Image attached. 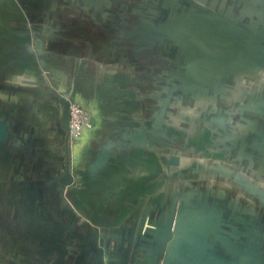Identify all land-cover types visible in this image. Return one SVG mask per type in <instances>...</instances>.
I'll use <instances>...</instances> for the list:
<instances>
[{
    "label": "rangeland",
    "instance_id": "374dc122",
    "mask_svg": "<svg viewBox=\"0 0 264 264\" xmlns=\"http://www.w3.org/2000/svg\"><path fill=\"white\" fill-rule=\"evenodd\" d=\"M89 2L92 21H107L102 10L109 16L103 48L55 47L50 30L28 32L23 65L15 53L19 70L0 81V116L15 118L12 133L20 139L0 149V264L7 262L6 220L33 233L40 212L46 215L44 206L70 200V186L59 182L68 169L75 178L72 186L99 185L100 179L113 184L119 170L169 169L165 185L170 184L178 211L187 200L188 225L202 224V233L212 236L208 248L227 244L220 237L232 236L226 248L239 253L247 218L251 223L245 229L251 227L244 233L262 250L264 65L250 64L216 31L235 33L251 55L263 59L264 0ZM14 33L9 36L23 35ZM41 95L59 118L43 130L36 121L39 111L31 114L34 122H25L14 106L24 97L23 105L34 99L37 107ZM57 97L70 102L69 130ZM28 136L31 140H25ZM43 136L54 140L35 139ZM103 149L109 160L93 174ZM59 156L62 164L66 158V168L58 167ZM225 189L233 194L221 198ZM188 225L187 236H194ZM35 263L27 257V264Z\"/></svg>",
    "mask_w": 264,
    "mask_h": 264
},
{
    "label": "crops",
    "instance_id": "0c3cea01",
    "mask_svg": "<svg viewBox=\"0 0 264 264\" xmlns=\"http://www.w3.org/2000/svg\"><path fill=\"white\" fill-rule=\"evenodd\" d=\"M90 7L89 0H0V81L11 80V72L17 70L14 67L19 65V59H16L15 53L21 59L19 66L23 65L21 56L30 41L28 32L50 30L55 35V47L103 48L105 34L110 30L106 24L107 21L110 23L106 18L109 16L102 10L101 16L107 21H92L94 11ZM10 31L14 34L22 32L23 35L19 37L17 34L16 38H12ZM62 40L67 44L63 45ZM96 40L97 45L93 44ZM16 94L12 93L13 97ZM25 100L23 97V104ZM39 100L41 103L37 107H34L37 103L34 99L29 100L27 105L14 106L19 118L25 117V122H34L31 114L39 111L42 117L35 120L42 124L37 126L43 130L56 125L55 121L58 122L59 118L50 112L52 106L46 105L50 99ZM58 108L55 106L56 111ZM26 114L31 117L23 116ZM3 119L11 129L17 125L11 116ZM49 120L50 123L46 122ZM35 139L54 140L48 136ZM10 140H20L17 132L12 133ZM25 140L31 138L28 136ZM132 157L141 160L140 153H133ZM57 161L59 168H66V158L65 164H62L63 157L59 156ZM170 172L164 168L136 172L119 170L114 172L113 184H102L100 179L99 185L70 186L66 190L70 200L53 201L51 205L44 206L46 215L40 212L33 233L27 230L23 233L22 224L17 226L8 218L5 264H27L29 256L34 257L35 264H219L218 260L223 264H264V248L258 249L255 237L244 233L251 227L249 224L245 229V224L251 223L247 218L242 227V250L239 253L226 248L233 244L232 236L229 243L219 242L215 248H208L206 242L212 236L202 233V224L195 228L188 225L186 199L181 211H178V202L175 203V197L172 199L171 196V186L168 183L165 185V177H169ZM103 173L102 170L98 177ZM54 187L58 189L60 186ZM232 192L225 189L221 198L229 197ZM19 203L11 209L19 208ZM187 225L194 229V236H187ZM172 227H176L175 230ZM96 231L99 234L97 242ZM160 232L168 247L157 256ZM188 238L191 240L187 241ZM174 240H178L179 246L170 248L169 244ZM187 248L200 251L204 261L195 263L187 260ZM101 249L106 253L105 259L100 256Z\"/></svg>",
    "mask_w": 264,
    "mask_h": 264
},
{
    "label": "water",
    "instance_id": "95a60500",
    "mask_svg": "<svg viewBox=\"0 0 264 264\" xmlns=\"http://www.w3.org/2000/svg\"><path fill=\"white\" fill-rule=\"evenodd\" d=\"M217 34L224 38L225 40L231 42L229 44H231L233 47H235V49L237 51H239L240 53H243L244 55H246V58L249 60L250 64H261L264 65V58L261 60L256 59L253 55H251L249 52L251 51L250 48L248 47L247 44H245L242 39H240V37L238 35H236L233 32H229L227 34H223L220 31H216ZM225 41V42H227ZM228 43V42H227ZM58 98V97H57ZM60 100V102L63 104L64 106V110H65V115H64V127L69 130V110H70V102L64 98H58ZM12 136V129L10 127V124L4 120L1 116H0V149L3 148L5 145H7V143L9 142V140L11 139ZM7 156H9V154H7ZM109 160V151L106 149L102 150V153L100 154V156L98 157V160L95 164V166L93 167V174H96L98 172L99 169H101ZM177 159L175 158L174 160H172V163H177ZM59 182L62 185L65 186H72L75 183V178L74 176L71 174L70 170L68 169L65 173V175L59 179ZM97 232V231H96ZM98 232L96 233V242L98 241ZM159 240H160V248H159V253L157 256H160L163 248H167V242H165V240H163V236L162 233L160 232L159 235ZM220 240H224L225 242H228L229 239L228 238H222L220 237ZM169 243V242H168ZM179 246V242L178 240H174L173 242H170L169 247L170 248H176ZM100 256L102 258H106V253L105 251H103L102 249L99 251ZM185 257L187 260L191 261V262H195V263H202L204 261V256L200 251H197L193 248H187L186 253H185Z\"/></svg>",
    "mask_w": 264,
    "mask_h": 264
},
{
    "label": "built area",
    "instance_id": "2783aa9c",
    "mask_svg": "<svg viewBox=\"0 0 264 264\" xmlns=\"http://www.w3.org/2000/svg\"><path fill=\"white\" fill-rule=\"evenodd\" d=\"M76 113V112H75Z\"/></svg>",
    "mask_w": 264,
    "mask_h": 264
}]
</instances>
